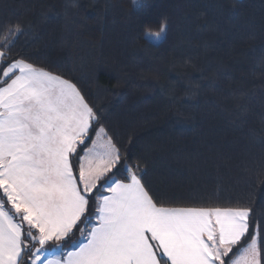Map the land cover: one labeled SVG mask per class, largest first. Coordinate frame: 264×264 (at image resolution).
I'll use <instances>...</instances> for the list:
<instances>
[{
  "label": "trees",
  "instance_id": "trees-1",
  "mask_svg": "<svg viewBox=\"0 0 264 264\" xmlns=\"http://www.w3.org/2000/svg\"><path fill=\"white\" fill-rule=\"evenodd\" d=\"M135 4L0 0V39L19 25L12 57L76 83L172 206L250 207L264 230V0Z\"/></svg>",
  "mask_w": 264,
  "mask_h": 264
},
{
  "label": "snow or ice",
  "instance_id": "snow-or-ice-1",
  "mask_svg": "<svg viewBox=\"0 0 264 264\" xmlns=\"http://www.w3.org/2000/svg\"><path fill=\"white\" fill-rule=\"evenodd\" d=\"M23 31L0 39V264H264L252 208L172 206L76 83L12 57Z\"/></svg>",
  "mask_w": 264,
  "mask_h": 264
},
{
  "label": "rangeland",
  "instance_id": "rangeland-1",
  "mask_svg": "<svg viewBox=\"0 0 264 264\" xmlns=\"http://www.w3.org/2000/svg\"><path fill=\"white\" fill-rule=\"evenodd\" d=\"M162 37H163V35H162ZM162 37H161V38H162ZM161 38H160V39H161Z\"/></svg>",
  "mask_w": 264,
  "mask_h": 264
}]
</instances>
